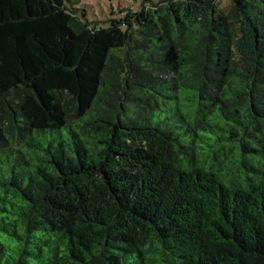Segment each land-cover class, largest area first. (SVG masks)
Returning a JSON list of instances; mask_svg holds the SVG:
<instances>
[{
    "label": "trees",
    "instance_id": "16d2710c",
    "mask_svg": "<svg viewBox=\"0 0 264 264\" xmlns=\"http://www.w3.org/2000/svg\"><path fill=\"white\" fill-rule=\"evenodd\" d=\"M2 252L264 264V0H0Z\"/></svg>",
    "mask_w": 264,
    "mask_h": 264
},
{
    "label": "rangeland",
    "instance_id": "374dc122",
    "mask_svg": "<svg viewBox=\"0 0 264 264\" xmlns=\"http://www.w3.org/2000/svg\"><path fill=\"white\" fill-rule=\"evenodd\" d=\"M73 7L80 10H84L87 16L88 21L97 26H108L111 19L118 20L121 18V15L129 9H138L139 5L144 0H72ZM221 8H227L229 0H216ZM66 107L71 110L70 114L73 113V102L70 99H66ZM11 252H16L12 249ZM3 253V252H2ZM9 252L3 253L0 257V264H4L6 260L10 261L13 254Z\"/></svg>",
    "mask_w": 264,
    "mask_h": 264
}]
</instances>
